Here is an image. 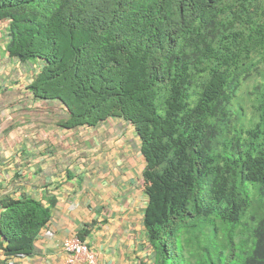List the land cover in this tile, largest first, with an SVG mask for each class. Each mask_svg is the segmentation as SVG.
<instances>
[{
  "label": "trees",
  "instance_id": "obj_1",
  "mask_svg": "<svg viewBox=\"0 0 264 264\" xmlns=\"http://www.w3.org/2000/svg\"><path fill=\"white\" fill-rule=\"evenodd\" d=\"M258 1L0 0L6 50L45 62L29 89L66 106L63 127L136 128L153 264H264V90L250 126L235 109L264 60ZM3 206L5 256L34 255L51 207Z\"/></svg>",
  "mask_w": 264,
  "mask_h": 264
},
{
  "label": "crops",
  "instance_id": "obj_2",
  "mask_svg": "<svg viewBox=\"0 0 264 264\" xmlns=\"http://www.w3.org/2000/svg\"><path fill=\"white\" fill-rule=\"evenodd\" d=\"M8 41L0 45V222L6 199L33 197L51 207L42 231L53 235L37 238L34 255L7 258L0 230V264H67L63 241L86 226L98 264H150L146 161L136 128L121 117L63 127L66 106L35 97L29 85L39 72L11 57Z\"/></svg>",
  "mask_w": 264,
  "mask_h": 264
},
{
  "label": "rangeland",
  "instance_id": "obj_3",
  "mask_svg": "<svg viewBox=\"0 0 264 264\" xmlns=\"http://www.w3.org/2000/svg\"><path fill=\"white\" fill-rule=\"evenodd\" d=\"M233 1V0H232ZM259 19L264 18V0H259L255 8ZM6 23V22H5ZM4 24V23H3ZM8 39L7 24L0 29V45H5ZM41 59H32L38 72L43 65H39ZM38 74V73H37ZM264 90V60L259 64L258 70L243 84L238 98L235 100V109L240 112V123L244 122L246 127L250 126V119L258 115V96Z\"/></svg>",
  "mask_w": 264,
  "mask_h": 264
},
{
  "label": "built area",
  "instance_id": "obj_4",
  "mask_svg": "<svg viewBox=\"0 0 264 264\" xmlns=\"http://www.w3.org/2000/svg\"><path fill=\"white\" fill-rule=\"evenodd\" d=\"M67 264H98L97 252L77 235L68 237L63 243Z\"/></svg>",
  "mask_w": 264,
  "mask_h": 264
},
{
  "label": "clouds",
  "instance_id": "obj_5",
  "mask_svg": "<svg viewBox=\"0 0 264 264\" xmlns=\"http://www.w3.org/2000/svg\"><path fill=\"white\" fill-rule=\"evenodd\" d=\"M0 201H1V196H0ZM51 220V219H50ZM49 223V222H48ZM47 223V224H48ZM47 224L43 227V228H45L46 226H47ZM43 228L41 229V231H40V233H39V235L37 236V238L39 237V236H42L43 234H45L46 236L48 235V236H52L53 235V233L52 232H50V231H47L46 233L45 232H43L42 230H43ZM74 235H77V236H79L80 238H81V234H80V232L79 233H76V234H74ZM74 235H71V236H74ZM70 237V236H69ZM68 238V237H67ZM66 238V239H67ZM65 239V240H66ZM37 240V239H36ZM64 240V241H65ZM81 240H83L82 238H81ZM64 241H63V243H64ZM84 242H86L90 247H92V248H94L95 250H96V252H97V256H98V251H97V249L93 246V245H91L89 242H87L86 241V239L85 240H83ZM62 248H63V244H62ZM63 252H64V250H63ZM65 253V252H64ZM65 255H66V253H65ZM14 257H24V256H14ZM67 257V256H66ZM65 257V258H66ZM10 258H12V257H10ZM67 263V262H66ZM98 263V262H97ZM150 264H153V258H152V261H151V263Z\"/></svg>",
  "mask_w": 264,
  "mask_h": 264
}]
</instances>
